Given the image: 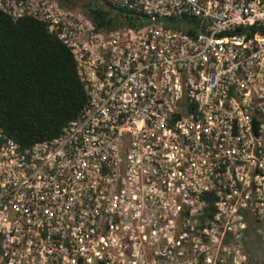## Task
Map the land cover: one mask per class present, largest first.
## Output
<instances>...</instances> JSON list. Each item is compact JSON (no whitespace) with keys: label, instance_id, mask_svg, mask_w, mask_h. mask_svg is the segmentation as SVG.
Returning <instances> with one entry per match:
<instances>
[{"label":"built area","instance_id":"2783aa9c","mask_svg":"<svg viewBox=\"0 0 264 264\" xmlns=\"http://www.w3.org/2000/svg\"><path fill=\"white\" fill-rule=\"evenodd\" d=\"M101 3L120 27L0 0L67 49L85 97L53 138L0 129V264L264 258V0Z\"/></svg>","mask_w":264,"mask_h":264},{"label":"trees","instance_id":"16d2710c","mask_svg":"<svg viewBox=\"0 0 264 264\" xmlns=\"http://www.w3.org/2000/svg\"><path fill=\"white\" fill-rule=\"evenodd\" d=\"M57 0L87 16L96 29L121 26L101 0ZM80 5V10L72 7ZM85 102L83 84L69 52L43 23L0 12V129L19 147L55 137ZM207 216L212 207L206 209Z\"/></svg>","mask_w":264,"mask_h":264},{"label":"rangeland","instance_id":"374dc122","mask_svg":"<svg viewBox=\"0 0 264 264\" xmlns=\"http://www.w3.org/2000/svg\"><path fill=\"white\" fill-rule=\"evenodd\" d=\"M84 1L85 2H93L92 0H84ZM72 7L76 8L77 10H80V5L79 4H74V5H72ZM247 226L248 227L246 229V233L249 235L252 232L249 222H247ZM251 243H253V242H247V244L245 245V249H246V251L249 254V256H248L249 257V263L250 264H260V262L264 261V258H262L261 256L256 255V251L258 249V246L254 245V243L253 244H251ZM145 257H147V256L145 255Z\"/></svg>","mask_w":264,"mask_h":264}]
</instances>
